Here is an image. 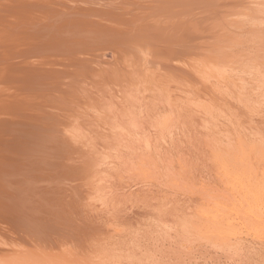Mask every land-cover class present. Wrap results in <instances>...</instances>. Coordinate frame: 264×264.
<instances>
[{"label":"bare ground","instance_id":"1","mask_svg":"<svg viewBox=\"0 0 264 264\" xmlns=\"http://www.w3.org/2000/svg\"><path fill=\"white\" fill-rule=\"evenodd\" d=\"M255 68L264 0H0V264H106L118 180L170 157L192 101L244 112L225 88Z\"/></svg>","mask_w":264,"mask_h":264},{"label":"rangeland","instance_id":"2","mask_svg":"<svg viewBox=\"0 0 264 264\" xmlns=\"http://www.w3.org/2000/svg\"><path fill=\"white\" fill-rule=\"evenodd\" d=\"M254 71L225 88L241 115L192 101L187 123L170 133V157L118 180L130 218L104 225L90 256L106 264H264V79ZM29 257L15 263L44 260Z\"/></svg>","mask_w":264,"mask_h":264}]
</instances>
